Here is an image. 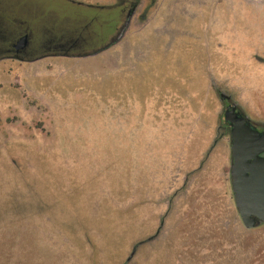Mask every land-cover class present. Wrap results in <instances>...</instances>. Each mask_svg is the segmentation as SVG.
Returning <instances> with one entry per match:
<instances>
[{
    "label": "rangeland",
    "instance_id": "obj_1",
    "mask_svg": "<svg viewBox=\"0 0 264 264\" xmlns=\"http://www.w3.org/2000/svg\"><path fill=\"white\" fill-rule=\"evenodd\" d=\"M4 3L31 25L78 30L95 13ZM114 15L92 26L88 53L121 28ZM136 18L93 57L0 61V264H264V227L241 225L228 152L206 156L212 81L238 93L247 74L264 95L244 61L264 54V0H153Z\"/></svg>",
    "mask_w": 264,
    "mask_h": 264
},
{
    "label": "flooded vegetation",
    "instance_id": "obj_2",
    "mask_svg": "<svg viewBox=\"0 0 264 264\" xmlns=\"http://www.w3.org/2000/svg\"><path fill=\"white\" fill-rule=\"evenodd\" d=\"M90 3L80 2L76 0H68L73 5L83 7L89 11L95 12L92 16L85 19L77 18L79 24L78 30L71 26V22L67 19L55 23L53 19L47 22H37L31 25L27 17L17 15L11 8L5 5L4 0H0V61L9 60L17 62H35L38 60L54 57L65 58H88L95 56L99 51L88 53L90 47V38L95 31L92 27L100 21V15L107 17L114 13L112 22L115 21L117 26H121L117 33L110 39L109 45L119 35L122 27L127 23L130 25L135 19L137 10L143 6L153 4V0H90ZM146 8V7H145ZM146 10V9H145ZM9 15V16H8ZM30 18V17H28ZM81 25L83 26L81 29ZM35 27V28H33ZM93 30L90 32V30ZM89 31V32H88ZM105 45L104 47H106ZM102 47L101 49H103ZM83 53V54H77ZM97 55V54H96ZM257 62H264L259 56L255 55ZM215 61V60H214ZM215 64V62H213ZM258 71V79L260 78V65L256 66ZM225 68V67H223ZM216 70L211 73L212 78H215ZM217 74L221 77L224 72L217 70ZM260 80V79H259ZM232 84L231 80H228ZM234 90L233 87H231ZM245 84L241 86L238 93L235 91H223L215 81L211 84V93L213 100L218 101L220 106V116L215 132L211 137L210 146L207 151V157L215 155L216 149H222L228 152V164L231 163V126L229 122H225V115L230 113L239 119L246 120V123L253 131H256L260 136L264 137V117L260 110L263 103V94H260L258 89H253V94L246 92ZM250 94V95H248ZM237 95V96H236ZM249 107H253L250 109ZM264 157V154L261 155ZM230 181V179H229ZM246 231V230H245Z\"/></svg>",
    "mask_w": 264,
    "mask_h": 264
},
{
    "label": "water",
    "instance_id": "obj_3",
    "mask_svg": "<svg viewBox=\"0 0 264 264\" xmlns=\"http://www.w3.org/2000/svg\"><path fill=\"white\" fill-rule=\"evenodd\" d=\"M128 22L114 41L94 55L117 44L128 29ZM224 119L231 126L229 179L234 207L243 229L257 230L264 227V137L234 114H226Z\"/></svg>",
    "mask_w": 264,
    "mask_h": 264
},
{
    "label": "crops",
    "instance_id": "obj_4",
    "mask_svg": "<svg viewBox=\"0 0 264 264\" xmlns=\"http://www.w3.org/2000/svg\"><path fill=\"white\" fill-rule=\"evenodd\" d=\"M246 54V53H245ZM255 55L259 56L262 60H264V54H260V53H251V54H246L245 58H244V61H245V64H249L251 66V64H254L255 66H258L260 65V80L262 82V84H264V62H257V60H255ZM240 82L244 83L245 84V87L248 88V89H245L246 92H249V91H252L253 89L255 90L256 87L253 86V83L251 82L250 80V77L246 75H242L240 77ZM250 94L252 95V92H250ZM248 94V95H250ZM213 156V158L215 157L214 154H212L211 156H209L207 158L210 159L211 157ZM214 160V159H213ZM213 162V161H212ZM199 169H201V167H199ZM228 178H229V169H228Z\"/></svg>",
    "mask_w": 264,
    "mask_h": 264
}]
</instances>
